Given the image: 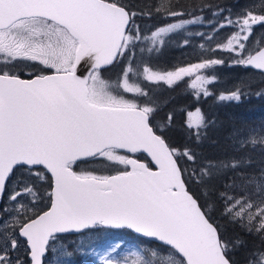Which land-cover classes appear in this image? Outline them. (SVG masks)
<instances>
[{"label": "snow or ice", "instance_id": "1", "mask_svg": "<svg viewBox=\"0 0 264 264\" xmlns=\"http://www.w3.org/2000/svg\"><path fill=\"white\" fill-rule=\"evenodd\" d=\"M161 10L183 15L170 10V0H160L157 11ZM135 16L118 0H0V197L18 168H26L30 179H47L50 174L51 189L45 193L50 204L46 211L36 212L40 196L31 183L13 189L8 197L11 208L0 206V264H43L55 234L93 228L128 229L162 242L147 258L133 252L131 260L127 255L114 260L111 254L122 244L115 242L101 257L103 264H232L230 252L244 246L239 237L222 239L219 226L189 192L187 170L179 166L178 157L194 161L195 154L169 146L165 126L153 123L155 104L125 99L119 84L114 94L102 78L105 66L140 39L132 30ZM254 25L264 26V6L259 14L246 10L236 19L226 17L219 28L238 30L218 47L236 51L241 57L236 63L264 70V47L257 46L254 52L246 48ZM180 27L172 24L152 36ZM261 41L264 38L257 45ZM221 63L212 59L164 74L147 67L143 72L147 81L169 87L195 76L189 86L199 89L197 95H208L205 85L214 77L197 73ZM36 64L40 73L30 79L16 71ZM82 64L88 70L84 76L78 74ZM132 71L129 66L122 73L123 91L146 98L142 88L129 83ZM239 98L238 92L220 97ZM187 115L191 122L185 126L199 142L210 124L199 109ZM246 142L264 145V131L259 136L253 133ZM122 151L146 153L151 159L145 163ZM97 162L115 174L90 170ZM84 163L89 167L74 170ZM239 163H209L191 177L202 182L214 171ZM247 185H255L256 191L249 192ZM244 189L239 197L221 194L222 215L248 233L264 235V174L249 177ZM22 243L28 261L13 255ZM250 264H264V251L254 254Z\"/></svg>", "mask_w": 264, "mask_h": 264}, {"label": "trees", "instance_id": "2", "mask_svg": "<svg viewBox=\"0 0 264 264\" xmlns=\"http://www.w3.org/2000/svg\"><path fill=\"white\" fill-rule=\"evenodd\" d=\"M118 2L136 13L132 30L140 35V39L134 41L113 66L102 71L107 80L121 82L122 73L129 65L140 73L145 67L164 70L209 58L223 61L205 71L209 76L216 78V83L210 87L208 95L196 96L191 87L185 83H175L169 87L162 82L160 84L149 82L145 79V74L143 78H136V81L141 84L147 97L134 96V98L141 104L146 100L155 104L158 110L153 123L165 126L163 135L172 148L177 149L179 153L189 149L195 154L194 161H189L182 155L178 157L181 168L187 170L184 172V178L189 190L211 216L212 222L219 226L222 239L232 241L239 237L245 242L243 247L230 252L231 261L234 264H248L254 254L264 251V235L255 231L248 233L240 223L229 222L228 218L222 215L225 200L221 199V194L239 197L244 192L249 177H260L264 174V145L254 146L245 141L236 146L232 137L233 133L245 131L259 136L264 131V74L236 63L241 57L231 51L218 48L225 42L226 37L230 36L231 27H224L217 32V42L203 49L197 45L195 50L191 51L192 46L184 47L183 42L191 40L192 43L195 38L186 37L185 32L189 29L191 32H196L198 26H190L187 30L170 34L165 39L163 48L158 52L156 45L147 38L158 29L171 24L177 16H170L164 10L157 11L160 0H118ZM262 6L264 0H170L171 11L183 13L188 18L202 16L207 23L215 20L225 23V18L229 15L235 19V13L241 14L247 9L259 14ZM207 23L203 24V27L212 30L213 27H208ZM256 31L259 33V28ZM234 92H238L239 100L220 99L223 94L231 95ZM196 109H200L210 124L202 133L199 142L191 137L185 126L188 123L187 114ZM169 114H171L170 120ZM251 135L248 134V137ZM139 159L146 157L140 155ZM234 160L240 162L238 167L214 171L213 176L205 181L197 182L195 177H191L194 171L198 172L209 163L230 164ZM85 164L88 163L74 169L79 171L81 167H86ZM23 170L27 175V169L23 168L21 171ZM94 170L97 174H115L114 169L104 170L101 167ZM21 171L20 168L15 171L7 193L14 187ZM47 177L45 191L49 192L50 176L47 174ZM22 179L20 183L23 182ZM247 189L249 192H254L256 186L247 185ZM48 205H50L49 201ZM57 238L69 245L71 251L75 253L77 236L65 235ZM153 245L162 246L158 243Z\"/></svg>", "mask_w": 264, "mask_h": 264}, {"label": "rangeland", "instance_id": "3", "mask_svg": "<svg viewBox=\"0 0 264 264\" xmlns=\"http://www.w3.org/2000/svg\"><path fill=\"white\" fill-rule=\"evenodd\" d=\"M234 15L236 19V17L239 16L240 14L235 13ZM229 16L231 19H234L231 15ZM215 21L218 24H216ZM215 21L214 22L209 21L207 23L202 16L188 18L185 15H179L177 17H174L173 21L169 25L179 24V25H182V27L172 32L161 34L155 38L151 34L147 39H149L154 45H156L157 50L159 52L164 46L165 39L170 34L175 33L177 31H181V30H187L188 28H190V26L193 27L197 25L198 28L196 32H191V29L185 32L186 37L195 38V41L191 43V40H186L183 42V46L189 47V48L192 46L191 51H194L197 45H199L200 48L203 49L209 46L210 44L217 42L216 34L218 31L223 30V28L222 29L219 28V25L222 24V21H219V20H215ZM205 23H207L208 27H213V29L212 30L205 29L203 27V24ZM169 25L162 27V28H167ZM258 28H259V33L257 31L255 32V30H257ZM237 30L238 29L231 27L230 36L234 34ZM209 37H211V39H209ZM260 38H264V26L254 25L252 35L250 36L249 40L246 42V48L248 49V51L254 52L257 46L258 47L264 46V41H261L257 45L256 42ZM225 43H226V40L223 44ZM231 52H233L234 55L240 57L236 51H231ZM244 55L246 56L247 52H245ZM212 59H215V58H209L206 60H212ZM202 61L204 60H199L198 62L191 63L190 65L200 63ZM129 66L133 69V66L131 65ZM149 69L152 72L164 74V73H167L168 71H173L176 68L175 69L174 68L164 69V70L158 69V68L157 69L149 68ZM40 70H41V66L38 64L29 65L28 67H21V68L16 69V71H18L19 73L23 72L24 75L26 76H33L37 73H40ZM205 71L206 69L200 70L199 73L197 74L204 75L210 78L214 77V76H209ZM29 73H32V75H29ZM101 75L104 80L108 81L112 85V91L114 92V94H117V85L119 84L121 85L119 89V94L124 95L125 99H131L129 96H131L132 98H134V96H139L136 93H127L123 91V88H122L123 77L121 79V82L119 81L113 82V81L107 80L104 77L103 73ZM144 76H145V73L143 72V69L140 73H138L137 71L133 69V71L130 73L128 77L129 83L131 85L139 86L140 88H142L141 84L138 81H136V78L138 77L143 78ZM194 78L195 76L191 78L185 77L180 82H175V83H185L186 85H190L191 80H193ZM160 83L161 82H157V84H160ZM215 83H216V78L214 77L212 83L205 85V87H207L208 89V92H209L210 87L214 85ZM192 91L195 93L196 96L203 95L202 92L201 94L197 95V91H199V89L197 90L192 89ZM222 96L228 97L230 96V94H223ZM190 112H195V110L190 111ZM190 122H191V118L188 117V123ZM250 133L253 134V132H248V131L233 133L234 135L232 137L235 141V145L238 146L240 145V143L245 142L246 138L248 137V134ZM121 154L128 155L127 153H124V152H121ZM85 166L89 167V164H85ZM101 167H102L101 162H97L96 164L91 165L90 170H94V168H101ZM26 174L27 175H25L24 170L20 172L19 178L16 180L14 187L8 193L7 198L5 199V203L2 206H7L11 208L13 206V202L10 201L8 197L9 195L12 194L13 189L18 191L24 186L25 183H31L38 190L39 196H40V200L37 201L36 203V212L40 213L42 210L46 211L47 208L50 206L48 205V198L45 195V193H47V191H45L47 179H35V178L30 179V174L28 172ZM103 174H111V173H103ZM20 178L21 179L23 178L22 183H20L21 182ZM17 181H19V183H17ZM20 199H24V197H21ZM27 199H31V197H28ZM0 215H2V213H0ZM29 215H31V213H29ZM115 242H122V244H121V248H119L116 253L111 254L114 260H120L122 259V257L126 255L129 256V259L131 260L132 259L131 253L133 252H140L142 255H145V257L147 258L151 250H157L162 247V246H155L153 245L154 243L149 242L148 240L142 239L140 237H137L126 230L113 231L111 229H106V228H94V229L88 230L87 232H85L84 234L80 236H77V240L75 241V246H76L75 253L71 251L69 245L59 240L57 237L55 239H52L51 246H50L51 252L46 257V264H103L101 257L105 255V253L109 250L110 245H112ZM13 255L19 256L21 259L25 261L30 260V257L23 243L21 245V248L17 252L13 253ZM248 264H250V262Z\"/></svg>", "mask_w": 264, "mask_h": 264}, {"label": "water", "instance_id": "4", "mask_svg": "<svg viewBox=\"0 0 264 264\" xmlns=\"http://www.w3.org/2000/svg\"><path fill=\"white\" fill-rule=\"evenodd\" d=\"M118 58H119V56H118ZM118 58L113 62V64L108 65V66H105L104 69H107V68L113 66V65L117 62ZM244 66H245V65H244ZM245 67H247V68H249V69H253V70H255V71H258V72H261V73L264 74V70L256 69V68H254V67H252V66H245ZM78 74H79V75H82V76L88 74V70L86 69V67H85L83 64L78 68ZM21 78H22V77H21ZM24 79H30V78H24ZM166 142H167V141H166ZM167 143H168V142H167ZM168 144H169V143H168ZM169 146H170V145H169ZM130 154H131V153H130ZM136 154H141V153H136ZM144 155H145V156L148 158V160L150 161L151 158L148 157L146 153H144ZM133 158H135V157H133ZM141 161H142V160H141ZM142 162L148 163V162H146V161H142ZM178 163H179V162H178ZM150 166H153V165L150 164ZM179 166H180V164H179ZM180 167H181V166H180ZM49 175H50V174H49ZM186 187H187L188 190H189V187H188L187 183H186ZM189 192L194 196V194H193L190 190H189ZM4 194H5V193H4ZM4 194H3L2 197H0V205H1L2 202H3ZM194 197H195V196H194ZM195 198H196V197H195ZM197 200H198V199H197ZM198 202H199V200H198ZM199 203H200V202H199ZM200 205H201V204H200ZM86 230H89V229H83V230H81V231H79V232L73 230V231H69V232H66V233L55 234V236H62V235H78V234H80V233H82V232H84V231H86ZM112 230H116V231L127 230V231H130V232H132L133 234H135V235H137V236H140V237H142V238H145V239H148V240L154 241V242H156V243L162 244V242L155 240V238H146V237H143V236H141V235H139V234H136V233H134L133 231L128 230V229H112ZM51 240H52V239H51ZM51 240H50V242H49L48 250H47L45 256L42 258V260H43V264H46V257H47V256L49 255V253H50V244H51ZM232 264H233V263H232Z\"/></svg>", "mask_w": 264, "mask_h": 264}, {"label": "flooded vegetation", "instance_id": "5", "mask_svg": "<svg viewBox=\"0 0 264 264\" xmlns=\"http://www.w3.org/2000/svg\"><path fill=\"white\" fill-rule=\"evenodd\" d=\"M20 75H21V77L22 78H32V76H26V75H24V73L23 72H21V73H19ZM125 153V152H124ZM129 156H138V157H140L139 155H136V154H130V153H127ZM142 158V157H141ZM23 168H20V171L22 170ZM8 192V191H7ZM6 198H7V195H6Z\"/></svg>", "mask_w": 264, "mask_h": 264}]
</instances>
